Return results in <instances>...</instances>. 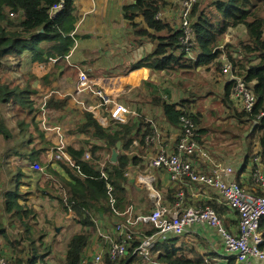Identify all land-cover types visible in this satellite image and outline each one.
I'll return each mask as SVG.
<instances>
[{
	"label": "trees",
	"instance_id": "obj_1",
	"mask_svg": "<svg viewBox=\"0 0 264 264\" xmlns=\"http://www.w3.org/2000/svg\"><path fill=\"white\" fill-rule=\"evenodd\" d=\"M63 1L64 9L51 18L50 9L60 0H0V69L2 60L5 58L22 60L21 57L28 56L32 63H46L49 58L63 60L69 54L74 43L70 34L74 30L75 16L73 0ZM165 5L166 0H135L133 4L123 7V18L133 24L134 36L147 38L154 43L153 50L133 63L131 69L144 68L149 73H189L200 67L207 68L211 65L219 68V61L223 55L220 48L222 38L229 29L242 26L245 29L247 43L240 44L237 58L233 59L230 55L228 58L231 61L232 70H235V74L249 86L255 95L256 103L251 114L240 111L236 116L238 119L244 118L243 123L249 125V137H247L252 138L247 148L249 153H253L252 148L255 145L258 148L257 152L252 154L255 157L252 160V168L257 167L255 159L260 161L261 166H264V115L257 119L260 113L264 114V0H212L208 14L204 11L199 12L194 6L193 14L197 12V17L192 25L193 34L190 47V52L194 54L193 59L189 58L187 52L184 51L180 41V31L175 30L167 21L160 18V12ZM8 11L15 12L17 17L10 19ZM136 19L141 22L137 24L140 25L138 29L134 24ZM232 85V81H225L222 102L226 108H230L233 103L230 99ZM29 93L27 90L18 91L16 88L8 90L6 86H3L0 89V102L12 101L24 108L30 106ZM83 95L87 97L86 94ZM153 103L160 108L164 121L174 130L179 126L180 109L189 111L191 107L188 99L168 103L163 98L156 97L153 98ZM82 111L84 121L82 120L78 126L80 134L102 141L109 150L115 148L117 142L121 143V147L118 150L115 164L110 163L109 160L105 166H102L95 155L99 147L94 145L88 150L84 146L78 149L72 146L65 148V153L69 156L73 166L64 160L58 161L68 177L67 182L62 180L66 185L68 208L75 216L74 220L81 226V231L74 234L66 245L65 264H81L90 241L91 233L87 229L94 225L92 212L113 214L109 208L107 184L112 187V194L116 201L115 208L120 213L131 204L126 187L127 171L131 167L137 168L139 164H143L145 151L151 147V144H145L144 139L158 133L162 136L159 129L152 127L151 123H136L133 122L132 117L125 123L110 120L111 126L104 129L98 126L91 113ZM191 116L199 127V115L191 112ZM204 133L203 128H198L200 144L203 143ZM0 136L5 140L12 138L11 130L1 120ZM133 141H137L136 147L132 146ZM24 145L27 150L29 146ZM18 147L13 152H16ZM30 149L32 151L28 153V158H24L26 160H36L46 150V148ZM87 151L90 157L85 160L84 155ZM19 154L23 157L21 152ZM140 158L142 160H139ZM41 165L44 166V164ZM50 168V165L46 166L45 170L50 171ZM146 170L145 164L143 172ZM101 172L106 173L107 179L101 177ZM156 184L157 179L155 178L152 186L160 192ZM251 186H253L252 182ZM160 190L164 204L168 203L172 206L177 203L179 200L177 194L183 190L182 207H210L220 219L221 215H225L226 208L214 200L194 202L185 187L182 189L178 186L165 189L160 187ZM29 194L31 192L20 195L17 190L7 189L1 195L0 208L4 207V210L0 212V238L6 240L16 252L13 264H44L47 257L45 253L49 252V248L44 252L40 250V237L37 240L33 239L34 230L30 224L33 218L32 208L25 203H19ZM5 213L8 215L6 221L9 224L10 221L17 219L25 225L18 240H9L8 234L3 229L6 221H1V215ZM235 223H237L236 219L233 220V225H236ZM258 229L262 237L260 249L264 250V217L261 218ZM155 232V229L149 228L143 234L150 236ZM113 240L122 242L117 238ZM177 240L178 236H174L157 241L152 251L155 255L153 260L159 264H237L233 256H221L215 253L202 256L185 243L177 246ZM139 241L136 239L127 241L128 255L118 261L110 262L106 255V264H133L136 259L134 253ZM204 257H208V260H204Z\"/></svg>",
	"mask_w": 264,
	"mask_h": 264
},
{
	"label": "rangeland",
	"instance_id": "obj_2",
	"mask_svg": "<svg viewBox=\"0 0 264 264\" xmlns=\"http://www.w3.org/2000/svg\"><path fill=\"white\" fill-rule=\"evenodd\" d=\"M169 1L171 3L168 12L165 14L160 13V17H165L164 19L168 20L175 30H178L182 0H166L168 3ZM211 1L195 0L194 6L197 7L196 9L199 12L204 11L208 14L211 10L209 7ZM196 17L197 12L194 14L192 12L194 21ZM136 26L139 28V25ZM121 29H123V26ZM122 32H118V36ZM124 34L123 41H126V43L136 42L132 27L126 29ZM246 41L247 36L242 26L231 28L222 38L220 48L223 51V55L219 61V68L211 65L207 68L200 67L189 73H148V77L143 79L146 81L142 83L139 81L135 87L124 83L121 88H116L112 96L117 102L127 107L130 111L135 112V114L129 115L133 117V122L145 124L149 118L154 119L156 116L155 120L157 123L155 126H157L156 129H159L162 136L166 134L164 119L162 115H159V108L153 103V98L160 97L170 103L188 99L191 102L189 110L200 117V126L198 128L205 130L202 138L203 143L200 144L201 148L203 147L208 153L218 155L217 160L232 156H236L240 160L239 155L244 159L247 152L242 149L245 146L248 148L249 142H252V138L248 139L249 125L243 123L244 118H237L236 114L241 110L233 103L230 108H226L222 102L226 78L220 67L226 61L231 63L228 55L233 59L237 58L240 44L243 42L247 43ZM138 50H141L140 47ZM189 57L193 59L194 54L190 52ZM21 58L24 69H22L23 67H21L22 70L15 69L12 64L19 59L12 60V58L3 59L0 69V89L6 86L8 90L14 88L18 91L27 90L30 92L28 97L31 102L30 106H25L24 108L12 103V101L9 103L0 102V120L5 123L12 134V138L9 140H5L0 136V197L3 191L7 189L14 191L19 188L17 190L18 194L34 191V194L29 196L26 202L27 206L33 210V218L30 220L34 230L33 239L37 240L40 237V250H43V252L49 248V252L45 253L47 257L44 264H65L66 245L69 239L81 230V226L74 220L75 216L68 208L66 185L56 181L55 176L51 178L54 181L49 182L50 179L42 177V174L46 172L45 167L50 165V162L55 159L54 156L58 153L57 146L60 144V137H58L57 129L60 130L59 134L62 141L64 139V148L70 147V141L80 135L78 126L82 123V120L84 121V112L78 107L76 102L85 101L87 104L89 102L83 94H75V83L73 81H62L58 73V68L60 69L61 67L60 64L52 66L47 61L40 70L39 65H32L28 56ZM254 62L256 64V61ZM123 81L125 82V80ZM60 103L61 105H59ZM133 107H135V110H133ZM155 108H158L156 110L159 113L154 111ZM109 125L111 126V123ZM167 133L170 136L169 138H171V131L169 130ZM82 136L84 139L80 140L78 145L84 146L87 150L90 149L94 144L90 140L85 139L89 135L84 136L82 134ZM24 144L29 146L27 150L24 148ZM98 144L101 145V148L95 155L99 159L98 162L105 166L110 160L113 148L109 150L104 143ZM94 146L99 147L98 145ZM16 147H18L17 151L13 152ZM30 148L35 150L46 148V150L38 156V159L26 160L24 158H28V153L32 151ZM20 152L23 157L19 154ZM87 153L89 154L88 151ZM252 154H248L249 161L255 158ZM139 160L142 159L140 158ZM143 161V164H139V167H137L139 171L136 167H131L128 169L126 176V187L129 190V199L131 200L129 206H132L134 215L148 213L154 209L153 204L148 199V192L136 186L134 182V173L136 171L149 175L156 173L151 170L143 172L146 158ZM31 163L39 164L43 172L39 174L28 172L27 165ZM215 163L219 162L215 161ZM41 164H44V166ZM20 174L21 176H18ZM157 179L156 186L161 192L160 187L162 184L160 178L157 177ZM41 186L57 199L55 200L51 196L45 198L37 194L36 190L41 189ZM57 187L60 188V191H58ZM203 190L207 194L210 192V190L205 188ZM160 192L158 193L162 201ZM0 202H2L1 199ZM3 210L4 207H1L0 212ZM7 217L6 213L2 214L1 221L5 222L8 219ZM233 220L235 219L229 218L226 223L223 222L225 228L233 224ZM24 228L25 225L17 219L10 221V224L6 221L5 226L3 225V229L11 241L18 240ZM87 230L91 233L90 241L84 252L81 264H89L96 253L104 258L101 264H106V253L110 245L101 237L95 240L97 237L95 224ZM123 230L131 239L139 240L138 237L149 230V227L138 231L127 228H123ZM101 233L105 234L103 231ZM192 243L186 244L194 248L191 245ZM193 244L198 249L200 244L196 242ZM176 245H181L180 239L177 240ZM0 250V256L9 258L13 264L16 252L8 245L6 240L1 238ZM198 251L201 250L199 249ZM5 255H9V257ZM199 255H202V253L199 252ZM154 256L152 253V259H154ZM141 263L155 264L154 262ZM141 263H139V259L136 256L133 264Z\"/></svg>",
	"mask_w": 264,
	"mask_h": 264
},
{
	"label": "built area",
	"instance_id": "obj_3",
	"mask_svg": "<svg viewBox=\"0 0 264 264\" xmlns=\"http://www.w3.org/2000/svg\"><path fill=\"white\" fill-rule=\"evenodd\" d=\"M195 0H182L179 15V28L181 37L180 41L187 52L190 54L191 38L193 34L192 18ZM64 9V1L60 0L57 5L50 9L49 16L52 18L56 13ZM10 19L16 18L17 14L8 11ZM71 37V36H70ZM74 41V40H73ZM70 55L67 54L63 60L68 62ZM190 58V57H189ZM59 59L49 58L48 62L53 66L59 64ZM39 63L40 70L45 62ZM227 81H232L230 99L233 104L241 111L251 114L256 103V97L249 86L240 79L235 70H232L228 61L224 62L221 67ZM75 94H86L93 97L94 102L88 104L84 101H77L76 104L81 110H85L93 115L97 122L107 127V120H113L119 123H125L130 114H134L127 107L117 102L112 96L116 88L122 87V80L117 78H90L84 71H76ZM105 90H110L107 93ZM90 97V99H91ZM104 110L107 115H105ZM103 111V112H102ZM179 126L175 130L173 144L167 150L161 149L160 135L153 134L144 139L145 144L159 145L156 154L146 163L147 170L162 172L166 176L168 183L178 186L180 189L190 187L191 185L202 186L205 189L213 190L220 195L219 203L227 210L236 214V226L228 230L224 227L223 222L217 213L210 207H182L184 198L183 190L177 194L179 200L174 205H164L159 193L153 188L155 178L153 175L142 174L138 171L134 173V182L140 188L148 192L154 209L145 214L134 215L133 211L128 208L121 214L116 208L115 197L112 194V187L107 184L106 191L108 203L114 217L123 215L125 220L116 224L113 228V238L109 234H103L96 230L97 235L103 238L110 248L106 253L110 262L118 261L128 255L127 241L131 238L127 236L123 228L137 230L143 227H149L156 230L150 236H143L139 239V245L136 247L134 255L139 261L144 263L159 264L152 259V251L157 241L164 240L168 237L178 236L187 231L189 227L195 224H204L208 228L215 230L220 236L225 252L233 256L237 264H249L251 259L258 258L264 260V250L260 249L262 237L259 233V222L264 217V170L259 166L251 169L249 178L253 185L252 191H246L239 182L233 179V169L220 163L214 164L211 170H203V161H209L210 158L203 152L198 142V126L191 116V111L180 109ZM264 114L260 113L257 119ZM130 118V116H129ZM60 137L57 146L58 153L54 156V162L64 160L71 166L72 161L65 153L64 139L62 141L60 130L57 129ZM132 146H137V141H133ZM89 154H85L88 159ZM27 168L35 173H42L43 170L39 164L31 163ZM101 177L107 179V175L101 172ZM232 175V176H231ZM127 236L128 238H123ZM121 239L122 242L113 239ZM124 239V240H123ZM104 258L100 254H94L89 264H101ZM0 264H12L9 258L0 256Z\"/></svg>",
	"mask_w": 264,
	"mask_h": 264
},
{
	"label": "crops",
	"instance_id": "obj_4",
	"mask_svg": "<svg viewBox=\"0 0 264 264\" xmlns=\"http://www.w3.org/2000/svg\"><path fill=\"white\" fill-rule=\"evenodd\" d=\"M134 1L135 0H73L75 24H74V30L72 31L70 36L74 40L73 41L74 43L69 52L70 58L68 62H65V60L61 61L59 63L61 67L60 69L58 68V73L60 74L63 82L73 81L75 83L76 78H77L76 76L77 70L84 71L85 73L89 75L90 78L121 79L122 85L124 83H128L127 84L128 86L132 85L133 87H135V85L139 81H141V83L143 81H146L143 79L148 77L149 71L144 68L143 69H131L132 68L131 66L133 63L137 62L142 56L152 51L154 48V43L149 41L147 38H136L135 39L136 42H132L130 44L126 43V41H123L124 31L126 29H129L130 27L133 28V24L123 18L122 9L124 6L133 4ZM170 3H171L170 1L169 3L166 2V6L162 9L160 13H164V14L167 13L168 8L170 7L169 6ZM160 18L165 20L164 19L165 17L163 18L160 17ZM165 21L169 23L168 20H165ZM138 23H141V22L140 20H138L137 22V19H136L134 24L137 25ZM122 26H123V29H121ZM121 31H123L122 34L118 36V32H121ZM133 33H134V28H133ZM139 47L141 50H138ZM12 60H15V58H12ZM22 61L23 60H15V62L12 64L13 67L15 69H21V67H23L22 69H24V66L22 65ZM38 64L39 63H34V64L32 63V65H38ZM123 80H125V82ZM105 91L107 93H110V90H105ZM87 97H88V101L90 100L89 102L91 103L94 102L93 97H91L90 95H87ZM156 109L158 108H155L154 111L158 113L160 111L159 115L161 116L160 108H159V111H157ZM133 110H135V107H133ZM105 112H107V110L106 111L104 110L103 113ZM133 113L135 114V112ZM155 119H156V116L154 119L149 118L147 123H151L152 127H157L155 126V124L157 123ZM107 123H108V126L103 127L97 122L98 126L104 129H108L110 127L109 125L110 122L108 120H107ZM164 126L166 128V134L163 136H160L161 138L160 146H161V149L167 150L170 146H172L173 138L176 132L174 129H171V127L168 126V124L165 121H164ZM169 130L171 131V138H169L170 136L167 133V131ZM158 134L160 135V133ZM83 139L84 137L82 136V134L77 135L70 141V145L73 148L78 149L80 147L78 145V142H80V140H83ZM85 139L90 140L91 143H93L94 145H98L99 150H100L101 145H99L98 143H101L102 141L100 140L97 141L92 136L91 137L88 136ZM158 147L159 145H155V146L151 145V147H149L145 151L144 158H146V163H148L150 159L156 154ZM202 149L204 150L208 158H210L209 161H203L202 163L203 170H211L212 168H214V164H217L215 163V161L219 162L220 164L231 167L233 169L234 173H233V176L232 175L231 176L233 177L235 181L239 182L240 185L246 189V191L250 192L253 190V186H251V182L249 178V172L251 169H253L252 161L248 160L249 151L246 146L242 150H244V152H247V153L244 159L242 158L241 155H239L240 160L237 159L236 156L235 157L232 156L229 158H222L221 160H217L219 157L218 155H213L211 153H208L203 147ZM257 150L258 148L255 145L252 148V151L253 153H256ZM85 154H87V152ZM84 158L86 160L85 155H84ZM50 165H51L50 171L44 172L42 174V177L46 179H50L49 182H52L54 180H52L51 178L55 176L54 177L55 180L59 181L62 185H64V183L61 181L62 180L66 182L68 181V177L66 175L65 169L61 166L60 163H57L54 161L50 162ZM259 166L261 167L262 170H264L263 165L261 166L259 164ZM27 171L31 172L32 174H35V172L30 171L28 168H27ZM151 175H153L154 178L156 179L157 177L160 178V181L162 184L161 187L163 189L167 187L175 186L167 182L166 176L162 172L151 173ZM53 185L55 186L54 182H53ZM27 188L29 189L28 186ZM185 188H187V192L194 199V202L214 200L217 203H219L220 198H221L220 195H218L213 190H210L209 194H207L203 190L204 187L202 186L191 185L190 187H185ZM18 189H15V190H18ZM57 189L58 191H60L58 187ZM127 191H128V195L130 196L128 189ZM29 192H31V194L25 196V199H21L19 203L26 204L28 197L34 194V191H29ZM36 192L37 194L42 195L45 198L50 197V196L53 197L52 194L47 192V190L43 186H41V189L36 190ZM25 193L26 192H24L23 194ZM53 199L56 200L57 198L53 197ZM148 199H149V196H148ZM149 201L151 202L150 199ZM164 205H169V204L165 203ZM128 208L132 210V206H128L127 209ZM124 212H122L121 214H123ZM142 214H145V213H142ZM229 218L235 219L236 214L226 209L225 215H221V221L226 223ZM92 220L96 226V230H99L101 232L103 231L105 234H109L113 238L115 236L113 234L114 226L116 224L122 223L125 220V217L123 215H121L120 217L119 216L114 217L113 214L92 212ZM235 226L236 225L231 224L227 228L228 230H231V229H234ZM138 230L140 229H137L136 231ZM127 236H123V238L124 239L128 238ZM143 236L144 234L139 236L138 239H142ZM97 238H99L98 235L95 240H97ZM178 239L181 240V244L192 243V242L193 243L196 242L197 244H200L198 245V249L193 243L191 245L195 248L196 251L200 249L201 251H198V252H201L202 256L210 255L211 253H215L221 256L228 255L223 248V244H222V240L220 236L216 233L215 230L208 228L204 224H195L194 226L189 227L186 232L178 235ZM0 253H1V250H0ZM5 256L9 257V255H5ZM206 258L208 257H204V260H206ZM249 264H264V260L253 258L251 259Z\"/></svg>",
	"mask_w": 264,
	"mask_h": 264
},
{
	"label": "water",
	"instance_id": "obj_5",
	"mask_svg": "<svg viewBox=\"0 0 264 264\" xmlns=\"http://www.w3.org/2000/svg\"><path fill=\"white\" fill-rule=\"evenodd\" d=\"M120 147H121V143L117 142L115 148H113V150H112V154H111V157H110V162L112 164L116 163L117 156H118V150L120 149Z\"/></svg>",
	"mask_w": 264,
	"mask_h": 264
}]
</instances>
